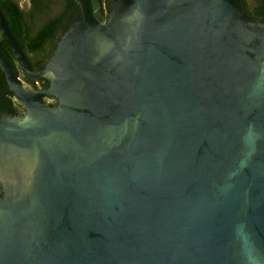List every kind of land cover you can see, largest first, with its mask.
Wrapping results in <instances>:
<instances>
[{"label": "water", "instance_id": "obj_1", "mask_svg": "<svg viewBox=\"0 0 264 264\" xmlns=\"http://www.w3.org/2000/svg\"><path fill=\"white\" fill-rule=\"evenodd\" d=\"M78 1L43 69L0 7V264H264V21Z\"/></svg>", "mask_w": 264, "mask_h": 264}, {"label": "trees", "instance_id": "obj_2", "mask_svg": "<svg viewBox=\"0 0 264 264\" xmlns=\"http://www.w3.org/2000/svg\"><path fill=\"white\" fill-rule=\"evenodd\" d=\"M112 1L103 0L107 10ZM240 5L249 18L264 21V0H253L251 5L247 0H240ZM0 7L14 37L36 69L51 55L56 41L80 9L78 0H28L26 7H22L21 0H0ZM1 49L17 67L9 47L3 45ZM11 96L0 69V113L5 105H10L15 112L19 109L18 104L11 103Z\"/></svg>", "mask_w": 264, "mask_h": 264}, {"label": "flooded vegetation", "instance_id": "obj_3", "mask_svg": "<svg viewBox=\"0 0 264 264\" xmlns=\"http://www.w3.org/2000/svg\"><path fill=\"white\" fill-rule=\"evenodd\" d=\"M248 1V4L249 5H251L252 3H253V0H247ZM251 3V4H250ZM106 7V6H105ZM107 9V8H106ZM110 9V8H109ZM245 12V11H244ZM78 13H80V9L78 10V11H76V13L74 14V16H73V18L75 17V15H77ZM246 13V12H245ZM248 16V15H247ZM72 20V19H71ZM70 20V21H71ZM257 20V19H256ZM261 21V20H260ZM70 23V22H69ZM69 23H68V27H69ZM63 35V34H62ZM61 35V36H62ZM61 36L59 37V39L56 41V43H55V46H54V48H53V50H52V53H51V55L48 57V59L43 63V65H41L40 67H38L37 69H43L45 66H46V64L49 62V60H50V58H51V56L53 55V53H54V51H55V49H56V46H57V43H58V41L60 40V38H61ZM3 45H6V46H8L6 43H3L2 44V46ZM35 68V67H34ZM16 69H17V71H18V73H19V75L21 76V73H20V70H19V68L18 67H16ZM36 69V68H35ZM21 81H23L24 80V78L21 76V79H20ZM38 84H39V87L40 88H47V87H49V85H50V82H49V80H47V79H45V80H40V81H38ZM11 93V91L9 90V88H8V93ZM11 103H15V104H18V107H19V109L15 112L14 111V108H12V107H10V105H5V107H4V110L0 113V116H2L3 114H5L7 111H9L10 113H12V115H18V116H22V115H24L25 114V112H26V108L25 107H23L17 100H15V98H14V96H13V94L11 93ZM43 100L45 101V102H47V101H51V102H53V104L54 105H56L57 103H58V101H57V98H55V97H47V98H43ZM14 112L16 113V114H14ZM3 195V186H2V182L0 181V196H2Z\"/></svg>", "mask_w": 264, "mask_h": 264}, {"label": "rangeland", "instance_id": "obj_4", "mask_svg": "<svg viewBox=\"0 0 264 264\" xmlns=\"http://www.w3.org/2000/svg\"><path fill=\"white\" fill-rule=\"evenodd\" d=\"M22 7H26L28 5V0H21Z\"/></svg>", "mask_w": 264, "mask_h": 264}]
</instances>
